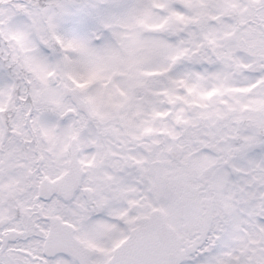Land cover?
Returning <instances> with one entry per match:
<instances>
[{
    "label": "snow or ice",
    "instance_id": "obj_1",
    "mask_svg": "<svg viewBox=\"0 0 264 264\" xmlns=\"http://www.w3.org/2000/svg\"><path fill=\"white\" fill-rule=\"evenodd\" d=\"M0 264H264V0H0Z\"/></svg>",
    "mask_w": 264,
    "mask_h": 264
}]
</instances>
